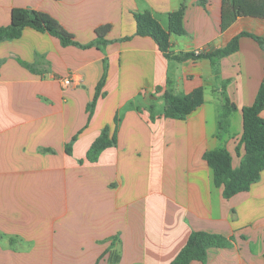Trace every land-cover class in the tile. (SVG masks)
<instances>
[{"label": "crops", "instance_id": "obj_1", "mask_svg": "<svg viewBox=\"0 0 264 264\" xmlns=\"http://www.w3.org/2000/svg\"><path fill=\"white\" fill-rule=\"evenodd\" d=\"M182 6L185 34L171 36L176 54L213 52L242 32L264 39V14L237 17L232 0H0V27L14 8L36 10L91 44L63 46L30 27L0 43V264H171L195 231L233 246L190 264H264V171L225 199L204 160L226 148L240 165L241 110L264 81V50L242 37L239 50L218 61L219 80L208 59H167L137 34L135 14L149 12L167 29ZM107 25L102 50L96 31ZM105 58L103 95L88 122ZM201 87L204 104L185 120L158 108L152 120V96ZM225 95L238 111L220 135L215 110ZM104 128L117 142L90 162Z\"/></svg>", "mask_w": 264, "mask_h": 264}, {"label": "trees", "instance_id": "obj_2", "mask_svg": "<svg viewBox=\"0 0 264 264\" xmlns=\"http://www.w3.org/2000/svg\"><path fill=\"white\" fill-rule=\"evenodd\" d=\"M233 9L237 17H260L264 14L263 0H232ZM185 8L182 6L179 10L172 12L168 16V28L165 29L160 21L149 12L135 14L137 24V34L140 36L151 37L158 45L162 54L169 60L179 63L188 60L208 59L214 67L215 79L219 80L218 61L239 50V41L242 37H251L256 40L264 50V39L248 32H242L235 36L224 48L213 52L179 53L172 50L171 36H182L185 34L183 28ZM30 27L38 32L49 33L58 38L63 46L75 45L84 48L90 45H80L75 41L72 34L66 31L60 23L41 11L29 10L23 8H14L11 15V23L6 27H0V43L7 40L19 39L25 28ZM110 32V26H103L97 29V44L104 50L107 44L106 37ZM125 40L130 37L124 38ZM22 65H26L22 63ZM104 76L97 85L93 100L87 106L90 122L96 104L103 95L102 90L106 83L108 71V59H104ZM166 108L162 116L166 118L185 120L192 112L204 104V89L197 88L189 94L175 93L168 89L163 94ZM238 111V107L231 103L225 95V104L221 115L219 132L226 130V123L229 116ZM243 132L240 144L244 147L245 154L238 167H233V158L226 148H217L209 150L204 154V160L214 173V183L217 187L223 188V197L230 199L233 196L248 191L250 186L259 181L264 171V81L258 91L255 102L251 106L242 108ZM152 120L156 118L155 107L150 108ZM118 119L116 118V123ZM77 136H74L72 142L66 147L71 154V144L75 142ZM116 136H110V130L104 128L101 135L92 144L87 153L86 160L96 162L100 154L116 144ZM239 152V148L237 149ZM83 163V161H82ZM115 243L112 244V247ZM233 246V239L225 238L221 235L210 234L206 232H192L187 243L182 248L178 256L171 264H190L193 261L206 262L208 252L212 248H229Z\"/></svg>", "mask_w": 264, "mask_h": 264}, {"label": "rangeland", "instance_id": "obj_3", "mask_svg": "<svg viewBox=\"0 0 264 264\" xmlns=\"http://www.w3.org/2000/svg\"><path fill=\"white\" fill-rule=\"evenodd\" d=\"M152 99L154 100V102L152 101V103L154 104V107L155 108H158L160 111H163L165 108H166V103H165V100L163 98V96L161 97V99H157V96H152ZM160 101H162V103H160ZM218 110H215L217 111V115H219L221 113H223V108H217ZM220 116H218L219 118Z\"/></svg>", "mask_w": 264, "mask_h": 264}, {"label": "built area", "instance_id": "obj_4", "mask_svg": "<svg viewBox=\"0 0 264 264\" xmlns=\"http://www.w3.org/2000/svg\"><path fill=\"white\" fill-rule=\"evenodd\" d=\"M197 54H200V52H197ZM70 83H71L70 80H65V81H64V84H65V85H69Z\"/></svg>", "mask_w": 264, "mask_h": 264}]
</instances>
